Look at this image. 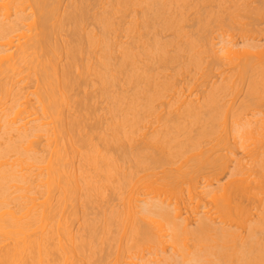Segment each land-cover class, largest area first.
I'll use <instances>...</instances> for the list:
<instances>
[{
    "label": "bare ground",
    "instance_id": "obj_1",
    "mask_svg": "<svg viewBox=\"0 0 264 264\" xmlns=\"http://www.w3.org/2000/svg\"><path fill=\"white\" fill-rule=\"evenodd\" d=\"M0 264H264V0H0Z\"/></svg>",
    "mask_w": 264,
    "mask_h": 264
},
{
    "label": "rangeland",
    "instance_id": "obj_2",
    "mask_svg": "<svg viewBox=\"0 0 264 264\" xmlns=\"http://www.w3.org/2000/svg\"><path fill=\"white\" fill-rule=\"evenodd\" d=\"M261 25L263 26V24H261ZM261 25H260V26H261ZM262 26H261V27H262Z\"/></svg>",
    "mask_w": 264,
    "mask_h": 264
}]
</instances>
